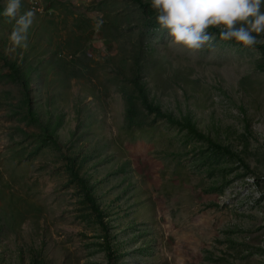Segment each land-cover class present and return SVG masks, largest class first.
<instances>
[{"label":"rangeland","instance_id":"1","mask_svg":"<svg viewBox=\"0 0 264 264\" xmlns=\"http://www.w3.org/2000/svg\"><path fill=\"white\" fill-rule=\"evenodd\" d=\"M21 3L36 14L27 49L11 44L0 16V264H111L69 156L94 188L115 264H264V194L253 192L264 193V44L210 28L214 47L191 50L131 0ZM141 43L154 48L142 70L150 98L190 114L235 158L166 119L126 128L127 69ZM12 61L33 72L30 88Z\"/></svg>","mask_w":264,"mask_h":264},{"label":"clouds","instance_id":"2","mask_svg":"<svg viewBox=\"0 0 264 264\" xmlns=\"http://www.w3.org/2000/svg\"><path fill=\"white\" fill-rule=\"evenodd\" d=\"M151 6L158 12L157 23L167 30L171 42L188 49L214 47L216 36L208 31L213 27L219 29L220 40L249 48L264 44V39H257L264 36V0H151ZM21 8V0H7L3 16L13 24L8 37L11 44L27 49L36 14L32 9L21 13ZM253 192L256 198L264 194L255 187Z\"/></svg>","mask_w":264,"mask_h":264},{"label":"trees","instance_id":"3","mask_svg":"<svg viewBox=\"0 0 264 264\" xmlns=\"http://www.w3.org/2000/svg\"><path fill=\"white\" fill-rule=\"evenodd\" d=\"M137 6H139L143 11H146L148 8H151V1L146 0L143 2L142 0H131ZM4 12V7L0 3V16ZM146 14V13H145ZM146 20L150 21H157L156 18L151 16L146 17ZM213 30H219L218 28H211ZM136 48L137 51L133 54L131 58V63L129 68L127 69L128 72L131 73L129 82L130 90L125 94V124L126 128L131 129H142L145 120L147 118H151L150 125L156 122L158 119H166L169 122L177 126H181L183 129H186L188 133L199 140H205L209 145L215 148L217 151L221 153L228 154L229 156L234 157L233 152L229 149V147L223 146L218 142H215L212 137L207 136L200 132L198 126L193 119V117L188 114L186 117L178 119L174 116V114L170 112H165L161 109V107L154 102L152 98H150L149 91L146 87V83L144 82L142 70H143V62L146 60L145 65L148 66L149 64L152 65L151 59L154 57V48L150 45H144L143 43L138 44ZM10 64V68L12 70V76L15 79H19L22 81L24 86L28 89L30 88L31 83V76L33 74L32 71H27L24 69L23 64L17 61H12ZM125 62L118 65V68L126 72ZM127 83V84H128ZM29 101V99H28ZM29 111L30 117L38 122L40 120V115L33 111V106H31ZM43 136L45 139L50 140L51 142H55L54 138L52 137L53 134H50L51 131L47 130ZM231 154V155H230ZM235 158V157H234ZM66 169L69 175L75 180L77 183L80 191L83 194L85 203L89 206L90 210L95 215V219L98 224L101 226L102 229V238L104 240V251L106 252L107 258L110 263H114L116 261L117 253L113 246V238L112 235L109 233L108 228L106 227V223L104 222V213L101 210L96 198L93 195L94 188L91 182L80 172V165L77 164V160L75 157L69 156L66 159ZM13 220H16L17 217H12ZM34 264H40L39 260H35Z\"/></svg>","mask_w":264,"mask_h":264}]
</instances>
